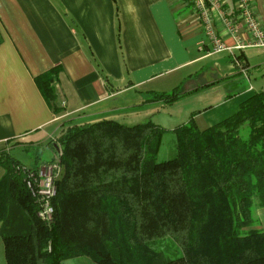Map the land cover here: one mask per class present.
Listing matches in <instances>:
<instances>
[{
	"label": "trees",
	"instance_id": "trees-1",
	"mask_svg": "<svg viewBox=\"0 0 264 264\" xmlns=\"http://www.w3.org/2000/svg\"><path fill=\"white\" fill-rule=\"evenodd\" d=\"M60 69L35 78L54 115ZM175 91L158 98L170 104ZM205 129L174 130L175 156L157 163L164 130L149 119L74 124L46 145L59 160L50 224L39 220L18 160L0 153V237L6 264H264V92ZM54 158L47 164L53 163ZM46 165V164H45ZM32 170L38 167L29 168ZM171 242L178 256L156 244Z\"/></svg>",
	"mask_w": 264,
	"mask_h": 264
},
{
	"label": "crops",
	"instance_id": "crops-1",
	"mask_svg": "<svg viewBox=\"0 0 264 264\" xmlns=\"http://www.w3.org/2000/svg\"><path fill=\"white\" fill-rule=\"evenodd\" d=\"M239 1L220 0L222 15L210 12L212 30L228 48L237 39L250 42L236 16ZM245 1L264 27V0ZM193 16L185 0H0V153L52 141L64 120L121 123L155 116L168 104L157 96L177 91L173 104L230 77L219 71L225 58L247 77L253 53L264 48L214 53ZM225 19L237 25L236 36ZM53 68L60 69L54 87L60 115L52 114L35 83ZM206 68L213 74L204 75Z\"/></svg>",
	"mask_w": 264,
	"mask_h": 264
},
{
	"label": "rangeland",
	"instance_id": "rangeland-1",
	"mask_svg": "<svg viewBox=\"0 0 264 264\" xmlns=\"http://www.w3.org/2000/svg\"><path fill=\"white\" fill-rule=\"evenodd\" d=\"M256 52L258 53H253L255 57L250 61V66H248V78L240 73L238 68H235L229 59L225 58L219 71L222 72L224 76L228 74L230 77L221 80L219 84H215V86L209 89L206 88L204 91L194 95V97H187L180 99L176 103L166 104L164 108L161 104L162 107L159 109L161 112L155 116L147 117L146 115H142L132 119L121 120V123L132 126L134 124H143L150 119L153 124H156L164 130V134L161 136L160 148H158L157 163L169 159L171 160L175 156L176 151V136H174V130L187 123L193 112L203 111L210 105H216L213 111L208 114L196 116V118H194L196 126L202 130L235 113L238 109L237 106H239V103L247 99L252 93L264 92V50ZM206 70L207 73H204V75L207 76L208 74L210 76V74H213L211 69L206 68ZM208 79L209 78L206 80L205 78L206 82L210 79H217V77L214 75L209 80ZM205 80L203 79L195 81L194 83L192 82V85H201L205 83ZM186 87L189 88L190 86L187 85ZM248 88L250 89L248 90ZM245 92L246 94H244ZM145 99L148 100L152 98L145 97ZM51 153V149L46 143H44L40 147L18 146V148L12 149L7 155L18 160L27 168L35 166L36 163L40 166L41 163H44L51 158ZM253 218L255 220L254 229L264 231V210L255 208L253 210ZM156 246L164 250L165 254L171 251L170 254H172L173 257L178 256L176 248L171 242H162L161 244H156ZM2 247L3 242L0 237V264H6V261L4 260V248ZM66 264L96 263L89 258L81 256L71 259L69 258Z\"/></svg>",
	"mask_w": 264,
	"mask_h": 264
},
{
	"label": "built area",
	"instance_id": "built-area-1",
	"mask_svg": "<svg viewBox=\"0 0 264 264\" xmlns=\"http://www.w3.org/2000/svg\"><path fill=\"white\" fill-rule=\"evenodd\" d=\"M191 5L193 14L203 26L205 36L211 43L212 51L214 53H221L231 51V49L241 50L247 47L264 48V27L252 15V9L248 2L240 0L237 5V19L238 22L244 27L246 33L250 37V42L244 44L238 39L235 40L236 44L233 48L225 46L224 42L212 30V18L210 17L211 10L220 12L222 15L220 0H185ZM226 29L231 35H237V25L232 20H224ZM58 157H55L53 163H49L38 167L36 170L23 168L25 174V181L30 194L36 199L39 210L37 216L45 224H50L53 219L54 210L52 200L55 197L56 187L55 178H57L60 167Z\"/></svg>",
	"mask_w": 264,
	"mask_h": 264
}]
</instances>
